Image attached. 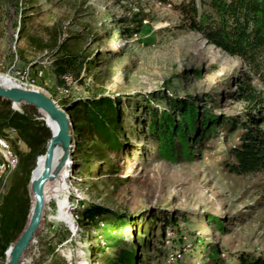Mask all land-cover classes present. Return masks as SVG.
I'll return each instance as SVG.
<instances>
[{
  "label": "rangeland",
  "instance_id": "rangeland-1",
  "mask_svg": "<svg viewBox=\"0 0 264 264\" xmlns=\"http://www.w3.org/2000/svg\"><path fill=\"white\" fill-rule=\"evenodd\" d=\"M209 1L195 0L197 10H207ZM136 14L145 18L139 33L128 37L125 31L133 27L122 20L131 22ZM180 24L178 12L157 0H0V77L29 72L35 78L41 71L42 77L25 88L45 92L64 110L74 100L118 99L125 118L122 153L97 155L72 128L67 194L45 202L39 231L20 264H111L119 250L131 247L139 264H238L245 255L264 258V174L236 176L223 167L225 152L238 136L225 143L218 132L192 146L190 159L177 160L158 155L148 139L145 111L152 107L160 113L167 107L158 102L160 94L191 97L206 119L243 109L229 99L241 61L199 34L180 30ZM56 53L80 56L77 80L56 83ZM23 107L10 105L20 114ZM34 119L43 122L40 114ZM8 129L3 136L18 166L0 180V205L21 159L29 162L28 147ZM78 149L86 154L83 159ZM63 199L71 225L60 217ZM92 207L132 222L116 229V218L108 213L94 222L84 220Z\"/></svg>",
  "mask_w": 264,
  "mask_h": 264
},
{
  "label": "trees",
  "instance_id": "trees-1",
  "mask_svg": "<svg viewBox=\"0 0 264 264\" xmlns=\"http://www.w3.org/2000/svg\"><path fill=\"white\" fill-rule=\"evenodd\" d=\"M157 1L178 12L180 30L195 32L209 45L239 59L246 72L242 69L233 82L229 99L241 103L243 109L231 117L206 119L191 97L168 99L160 94L158 102L167 103V107L160 113L152 107L145 111L153 151L171 160L190 159L192 146L220 132L225 143L232 136H238V142L225 152L223 167L228 173L236 176L264 174V0H210L207 10L202 12L197 10L195 0ZM139 17V14L134 15L131 22L123 18L122 22L133 27L125 31L128 37L139 33L145 16ZM81 60L77 54L56 53L52 61L56 83L64 84L65 78L77 80ZM0 103V136L4 138L3 131L12 128L29 149L25 156L29 162L21 159L19 171L0 205V255L3 256L25 225L29 168L39 155H44L51 133L44 122L34 119L38 114L32 107L24 106L25 112L20 114L11 110L7 102ZM66 111L72 128L87 138L97 155L123 152L126 142L121 136V124L125 118L118 99L99 96L74 100ZM81 154L83 159L86 154L82 151ZM96 208L85 212L83 219L94 222L95 218L108 213L116 218L113 222L116 229L132 222L130 218ZM111 264H139L135 247L119 250ZM238 264H264V258L245 255L238 258Z\"/></svg>",
  "mask_w": 264,
  "mask_h": 264
},
{
  "label": "water",
  "instance_id": "water-1",
  "mask_svg": "<svg viewBox=\"0 0 264 264\" xmlns=\"http://www.w3.org/2000/svg\"><path fill=\"white\" fill-rule=\"evenodd\" d=\"M0 100L10 104L13 109H17L19 106L32 107L38 114L45 116L53 123L57 129L56 133L53 134L45 122L51 137L46 143L42 172L36 179L30 178L31 205L26 223L7 250L8 259L5 264H20L41 225L45 204V185L53 184L60 172L67 167L71 158L73 150L72 123L66 110L57 105L45 92L36 88L0 85ZM57 150L61 152L58 161L55 157Z\"/></svg>",
  "mask_w": 264,
  "mask_h": 264
},
{
  "label": "bare ground",
  "instance_id": "bare-ground-1",
  "mask_svg": "<svg viewBox=\"0 0 264 264\" xmlns=\"http://www.w3.org/2000/svg\"><path fill=\"white\" fill-rule=\"evenodd\" d=\"M36 77L34 78L29 74V72H16L14 74V85L19 86V87H31L35 84V80L42 77L41 71L37 72L35 74ZM34 75V76H35ZM11 83V84H10ZM0 85L3 86H8V85H13V81L10 80V78H2L0 77ZM42 120L43 122L47 123V125L51 128L52 133L55 134L57 129L56 126L51 123L45 116L42 115ZM9 133H16L14 129H8ZM6 131V132H7ZM61 155L60 150L56 151V161L59 160V157ZM0 180L6 176L7 174L12 173L18 166V157L17 155L12 151L9 142L2 138H0ZM43 155L37 158L35 166L31 172V179H36L42 172L43 168ZM68 178V167L63 169L60 174L57 176L55 181L53 182V187L50 189L49 192H47V187L49 184L45 185L44 188V201L46 202L48 199L51 200H58L59 197L66 196L67 194V187H66V180ZM68 207L66 206L65 199L62 201L58 202V210L60 213V217L63 219V221L71 225L72 221L67 215L66 209ZM6 260L8 259V251L5 254Z\"/></svg>",
  "mask_w": 264,
  "mask_h": 264
},
{
  "label": "built area",
  "instance_id": "built-area-1",
  "mask_svg": "<svg viewBox=\"0 0 264 264\" xmlns=\"http://www.w3.org/2000/svg\"><path fill=\"white\" fill-rule=\"evenodd\" d=\"M10 80H12V81H13V85H14V77H11V78H10ZM24 88H25V87H24ZM6 133H8V134H9V131H7ZM0 138H2V140L4 141V138H3V137H1V136H0Z\"/></svg>",
  "mask_w": 264,
  "mask_h": 264
}]
</instances>
